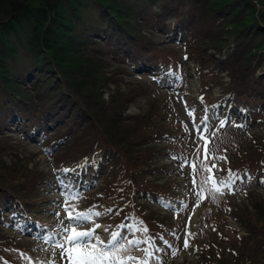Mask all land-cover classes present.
<instances>
[{
    "label": "trees",
    "instance_id": "obj_1",
    "mask_svg": "<svg viewBox=\"0 0 264 264\" xmlns=\"http://www.w3.org/2000/svg\"><path fill=\"white\" fill-rule=\"evenodd\" d=\"M155 5L158 11H153ZM169 16L173 18L171 25ZM183 30L191 33L192 40L186 45L190 50L187 59L195 62L200 74L213 72L210 81L219 87L218 95L213 96L200 84L201 91L192 102L202 113L200 119L205 108H211L216 118L245 115L252 124L260 119L264 132V0H0V128L12 113L19 114V109L32 119L31 129L45 130L44 136L50 132L49 143H65L63 157L71 160L63 161L60 168L75 169L70 176L123 174L120 183L108 191L101 190L90 203L111 199L112 190L122 188L120 198L125 201L117 215L123 209L126 213L137 209L135 222L138 218L147 228L150 224L164 228L148 231L147 235L154 238L167 234L172 223L156 211L147 212L134 197L145 199L148 192L158 188L150 187L145 177L153 172L157 156L175 151L170 143L162 144L173 131L164 121L170 116L169 110L157 107L146 80L136 78L122 86L127 70L111 63L107 54L139 62V71L152 78L161 73L159 90L175 92V83L185 82L183 68L177 69L174 77L175 71L158 65L159 53L166 52L168 46L155 36ZM192 42L196 43L193 48L189 45ZM113 48L118 50L114 53ZM69 55L83 56L71 61L74 72L67 63ZM79 73L84 81L76 83ZM110 84L114 90L106 100L104 90ZM140 96L151 100L147 111L125 114ZM11 150L9 137L0 133V162ZM213 155L227 158L212 161L211 168L215 164L224 170L220 173L212 168L214 178L225 175L228 169L240 177L252 168L264 172V133L242 136L229 147L224 142L217 147L216 143ZM16 162L20 165L0 166V182H4L0 185V207L29 210L41 202L39 191L47 184L48 174L27 161ZM104 164L112 172L104 173ZM247 201L232 204L226 211L241 226L242 234L235 236L237 229L223 219L200 226L207 236H194L196 254L201 258L195 264H264V204L254 193L248 194ZM106 218L109 229L123 219L111 215L110 223ZM13 240L0 235V247L4 260L17 264Z\"/></svg>",
    "mask_w": 264,
    "mask_h": 264
},
{
    "label": "rangeland",
    "instance_id": "obj_2",
    "mask_svg": "<svg viewBox=\"0 0 264 264\" xmlns=\"http://www.w3.org/2000/svg\"><path fill=\"white\" fill-rule=\"evenodd\" d=\"M153 11H158V5L153 7ZM167 22L169 25L172 24V16L167 18ZM190 37L191 33L184 30L180 33L166 31L155 36L156 40L165 42L168 46L166 52L162 51L163 53H159L160 55L158 57L160 62L158 65L160 64L164 69L171 68L175 71L173 74L174 77L177 76L176 70L181 67L183 68L185 82L183 84L175 83V91H177L174 93L162 92L158 89L157 80L163 76L161 73H159L160 75L155 81L147 73L143 74L139 71L141 65L139 62L126 60L122 55H117V58H114L111 57L110 54H107L111 63L114 65H121L127 70L123 77L124 84L122 83V86L127 82L135 81L136 78H143V80L145 79V82L149 83L151 86V93L156 98L157 107L160 110L162 109L161 111H165V109L168 108L170 116L168 119L165 117L164 121L169 125L170 130H173L171 134V144L175 150L174 154L181 158L180 160H174L173 156L164 151L154 160L153 172L145 177L147 184L150 187L158 186V188H154V191L148 192L149 196H147V198H149L150 201L145 202L149 207L156 209L160 215L172 218L169 219L172 225L167 230L172 229L174 231L173 235L172 232L168 233L169 235H172V237L167 238L169 239L170 244L179 250V254L173 258L170 249H167L165 245H162L161 247H164L165 251L160 252V260L157 261L156 264H179L181 262L194 264L201 261V258L199 259L197 254L194 253V243H190L192 249H190V247L187 250L183 248L186 232H195V235H203L202 231L199 229L200 225L206 226L205 224L208 225L210 220L225 219V222L228 225L237 229L235 232V236H237L244 231L241 226L236 223L234 218L226 214L229 206L232 204L238 205L242 202L248 203L247 197L249 193L260 195L264 204V184L261 183V179L264 178V172L256 168H252L248 173L252 179L248 180L246 176H242L241 179L236 182L233 191L225 190L223 195L216 194L215 199L209 196L207 191L202 193L203 199L196 195L197 192H200V187H198L200 181L205 175H207V173L202 170V165H205L207 160L210 163L212 159H215V156L210 154L207 160H204V146L206 141L200 137V130L194 127L195 120L199 121L197 118H201L202 113L195 111L193 115L190 116L189 112L193 109L192 102H194L196 94L201 91V83L206 85V87L203 86V89L208 93L211 92L213 96H216L219 93V88L217 85H213L212 81H210L214 78L213 72H211V74H208V72L207 74H200L199 71L196 70L195 62L186 58L187 53L190 52L189 48L186 46L188 45V42L192 41L190 40ZM193 42L192 44H189L192 48L196 46V43ZM108 45L109 42L106 41L105 48H107ZM117 50L118 49L113 48L114 53ZM58 58L61 59L59 56ZM77 58L82 59L83 56L75 57L74 55H69L66 57L68 65L72 68V72H74V67H72L74 64L71 61L77 60ZM184 64H186V67H184ZM12 66L14 67L13 64ZM89 72L94 74V70H90ZM170 74L172 75V73ZM219 74L223 76L224 79L227 78L224 76V72H220ZM208 75L209 79H207ZM14 76L16 75L14 74ZM75 79H77L75 81L76 83H79L82 80L84 81L82 73L75 75ZM28 84L30 83L26 81L25 86H28ZM150 86L148 87L150 88ZM106 90H104L103 97L107 100L114 90V85L110 84L109 89ZM150 101L149 97L140 96L136 98L129 104L125 114L138 115L146 112ZM0 103L3 102L0 101ZM7 107H9V104ZM4 110L7 109L5 108ZM16 110L19 114L12 113L8 117V121L5 122L6 125L0 128L1 134H10L9 139L13 149L10 153H4L2 155L0 166L2 164H5V166L20 165V163L16 161L24 160L34 169L49 173V180L39 191L41 202L30 209V214L22 212L14 207L0 209V235L15 238L13 241L14 245L18 246L21 244L25 250H29L33 256L32 259L39 261L49 260L53 258L51 254L52 246L46 244L43 237L48 234V229L53 228L57 223L58 218L55 213L59 212L61 217L66 215L60 207V204L63 203V197L61 194L62 190L57 180L58 176L65 177V174L60 172L54 173L52 169L61 166L63 161H69L71 158L65 159L63 157V152L67 149L65 143H62L59 146L49 143L51 138H44L45 130L31 129L32 119L30 116L23 115L19 109ZM12 116L14 120L10 119ZM223 116L224 118H216L212 116L213 119L209 122L210 127L205 132V136L208 140L211 138L210 147L214 143H217V147L221 146L223 142L229 147L230 143L240 141L242 136L249 138L250 136H259L264 133L262 131L260 119L252 124L251 122L249 123V120L245 115H232V119L228 114H224ZM225 119L226 123L224 127L220 128L219 121ZM241 124H243L244 127L236 126ZM186 127L188 131H185ZM213 132L215 135H212ZM47 137H50V132L47 134ZM181 163L184 164L183 168H181ZM106 164H108V162H106ZM194 168L196 169L195 172ZM103 170L104 173L107 171L112 172L110 167L105 164L103 165ZM114 176V174L104 176L100 173L99 179L94 177L90 180L88 179V181H85L83 184L79 175L69 179L76 184L77 189L83 197L77 202L78 209L87 210L88 207L92 205H96V210L100 211H103L105 208H112L113 211L120 209L124 205L125 198H120V190L122 188L120 189L118 187L112 190L114 195L111 199L102 198L100 202L95 201L92 204L90 203V199H92L93 196L101 195V190L108 191L111 186L115 187V184L120 183L121 179L124 177L121 173H118L115 177ZM193 179L197 181L196 184H193ZM3 183L4 182H0V185ZM203 187L207 188L210 187V185ZM158 189L159 194L162 192L167 194L172 193V195L178 197L182 209L170 211L161 206L159 203V197L155 192ZM134 193L139 194L136 190ZM143 193H145V191H143ZM137 201H140V199L137 198ZM185 205H187V207H184ZM149 207L146 206V208H144L149 210ZM129 212L134 217H138L137 209L131 208ZM145 214L146 213H144V215ZM106 216L107 215L100 217V221H94V223H99L109 228L111 224L104 222ZM108 218L110 219L111 216H108ZM94 223L89 222L81 224L79 230L90 229L94 226ZM126 223L125 226L131 225L129 218ZM32 228L33 231H31ZM120 229L128 235L127 227H120ZM147 229L148 231H164L163 227H154L151 224ZM97 231L100 233L101 239L106 241L107 232L99 229ZM224 232L230 234L227 229H224ZM137 234L140 235L141 233ZM159 237H157L156 240H158ZM139 248L140 250L142 249V244ZM195 250H198V248L195 247ZM55 259L57 264H61L59 253H57ZM64 264H66V261Z\"/></svg>",
    "mask_w": 264,
    "mask_h": 264
},
{
    "label": "snow or ice",
    "instance_id": "obj_3",
    "mask_svg": "<svg viewBox=\"0 0 264 264\" xmlns=\"http://www.w3.org/2000/svg\"><path fill=\"white\" fill-rule=\"evenodd\" d=\"M187 58V57H186ZM203 100V97L200 98ZM196 110L193 108L190 110L189 115H193ZM213 119L211 115V108H205V115L200 119L198 124H194L195 128L200 130V137L205 139L206 143L204 146L205 157L212 153L210 147L211 141L205 136V132L210 127V121ZM227 119V118H226ZM225 120L219 121V127L223 128ZM238 127H244L243 124L236 125ZM185 131H188L187 127ZM212 135H215L213 132ZM226 161L227 158L224 156L214 157ZM174 160H180L178 156H173ZM186 162V158H185ZM184 164L181 163V168ZM79 167V166H78ZM212 168H217V172H224L223 169H219L217 165L213 164ZM202 170L205 173L211 172V169L207 165H202ZM75 169L62 168L59 170L54 169L55 172L64 173L65 177L58 176V184L61 188V194L63 197V203L60 207L63 209L65 216L61 217L59 212L55 213L58 220L53 228L48 229V234L43 237L46 244H50L52 259L38 261L37 264H57L55 259L57 253L61 264H149L148 258L160 260L159 256L154 255L155 253L164 252L165 248L160 247L156 243V238L148 236V229L143 225V221H139L137 218L136 224L131 225H120L118 227H127L128 235L121 231H110L107 226L99 223H94L95 219L103 217L112 213V208H105L103 211L96 210L97 206L93 205L87 210L78 209V201L82 199L80 191L74 182L66 179L68 174L75 173ZM196 169L194 168V172ZM244 175L248 180L252 177L245 171ZM241 179L240 174L237 171L228 169L225 175H218L215 178L212 175H205L200 181V192H197V197L203 199L202 193L207 191V194L215 199V195H223L225 190L233 191L236 182ZM197 181L193 179V184ZM261 183H264V178L261 179ZM210 187H203L208 186ZM238 190V189H235ZM184 207H187L185 205ZM94 223V226L90 229L79 230V226L84 223ZM102 230L109 233V238L105 241L101 239L100 233L97 230ZM137 233H144L145 238L141 240L138 238ZM194 233L186 232L183 248L187 250L190 247V237H194ZM129 236L131 238H129ZM159 240L163 245L170 249L171 256L175 258L179 254V250L170 244V242L164 239L162 236ZM148 245L143 248V257H138L132 254L133 248H139L141 244ZM23 258L30 262V259L26 254Z\"/></svg>",
    "mask_w": 264,
    "mask_h": 264
}]
</instances>
